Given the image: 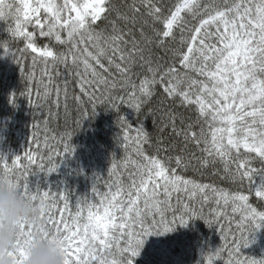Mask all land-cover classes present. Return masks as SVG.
<instances>
[{
    "label": "snow or ice",
    "instance_id": "snow-or-ice-1",
    "mask_svg": "<svg viewBox=\"0 0 264 264\" xmlns=\"http://www.w3.org/2000/svg\"><path fill=\"white\" fill-rule=\"evenodd\" d=\"M0 23L7 34L0 58L19 68L27 85L19 96L27 97L28 107L47 106L46 130L50 120L59 122L61 107L65 118L70 115V89L80 128L98 108L118 114L116 143L123 155H112L104 190L96 174L86 196L31 186V176L56 173L74 154L71 132L59 139L45 135L46 157L35 132L23 157L0 154V177L21 198L42 205V238H55L65 264H135L150 237L196 220L218 229L223 241L201 252L207 264L224 252L226 264H264L241 252L264 227V210L250 202L253 195L264 202V0H0ZM28 56L30 67L23 63ZM17 96H9L14 109ZM125 107L137 114L136 127L121 114ZM148 116L155 135L143 127ZM169 129L183 148L162 159ZM49 139L62 145L59 163L53 154L60 158L61 151ZM189 145L201 155L186 157ZM209 167L229 187L195 178ZM36 227L18 225L10 252L15 264H25Z\"/></svg>",
    "mask_w": 264,
    "mask_h": 264
},
{
    "label": "trees",
    "instance_id": "trees-1",
    "mask_svg": "<svg viewBox=\"0 0 264 264\" xmlns=\"http://www.w3.org/2000/svg\"><path fill=\"white\" fill-rule=\"evenodd\" d=\"M8 2L15 3V0H8ZM4 27L0 23V39L7 38V34L3 30ZM38 42L41 44L46 43L43 38H40ZM18 46L23 47V44L20 43ZM23 63L30 67L31 57L28 56ZM41 67L37 65L35 68L37 79H39ZM62 79V76L57 77V80ZM22 90L27 91V85L25 81L21 80L17 65L10 58H0V154L5 155L9 160L17 155L23 157L24 153L29 150L28 138L30 139L31 133L35 132L40 142V152L46 157L48 151L44 148L45 135L51 137L55 134L59 139L62 133L71 132V143L75 148L74 154L63 159L62 145L49 139V145L61 151L60 158L55 157L53 154V162L59 163V160L62 159L63 162L60 163L56 173L47 177L42 173L31 176L29 178L31 186H39L42 190H46L51 185L53 191L56 190L55 187L61 186L73 191L77 196H86L90 193L91 178L96 174L103 176L99 183L101 189L104 190L103 184L108 179L107 171L110 167L112 155H123L116 143V137L119 134V128L116 125L118 114L111 110L105 111L103 107L98 108L94 118L87 119L85 117L87 120L81 121L83 126L80 128L76 124V121L80 119V113L71 100L70 89L68 101L70 115L65 118L63 107H61L59 122L50 120L46 130L43 120L48 119L47 106L30 109L27 105V97L19 96ZM12 93L18 94V107L15 109L9 104V96ZM32 100L37 104L39 103L35 94L32 95ZM61 103L63 104V97H61ZM121 114L133 127L137 126L138 116L132 109L122 108ZM88 115H91L90 106ZM33 124H38L39 127L33 128ZM143 127L147 132L153 131V135L156 134L150 116L143 118ZM131 135L134 136L135 133L133 132ZM65 141H67V137H65ZM173 143H175V147L172 146ZM161 147L162 150L159 156L163 159L180 153L183 148V141L172 136L169 129L163 133ZM31 151H37L35 144L31 145ZM148 151L151 153L154 149H148ZM193 151L196 152L197 157L201 155L192 145L188 146L184 154L187 157V153ZM21 163L27 165L28 162L22 159ZM45 164H47V159H45ZM216 167L220 169L222 175V165L217 164ZM31 170L39 173V169L34 166ZM200 171L204 175L201 177L197 174L196 179L203 180L206 183L212 182L221 187H229L218 175H213L211 167ZM81 172L82 175L78 174ZM187 175L192 176L193 173L189 172ZM0 176H2V173H0ZM72 199L74 200V196ZM250 202L258 210H264V202L259 201L254 195L250 197ZM222 223L225 228L228 227L227 221H222ZM232 229L235 231V225H232ZM250 240L254 242L250 244V247L241 250L242 255L257 260L264 258V227L257 231L253 237H250ZM221 244H223V241L220 240L218 229L217 231L209 229L202 221L196 220L191 222L188 227H177L175 232L165 236L150 237L135 264H198L201 260H204V264H207L206 259L201 257V252L215 250ZM227 259V252H224L219 258L213 257V262L214 264H226Z\"/></svg>",
    "mask_w": 264,
    "mask_h": 264
},
{
    "label": "clouds",
    "instance_id": "clouds-1",
    "mask_svg": "<svg viewBox=\"0 0 264 264\" xmlns=\"http://www.w3.org/2000/svg\"><path fill=\"white\" fill-rule=\"evenodd\" d=\"M42 205L21 198L13 184L0 177V264H15L10 255L21 221L37 226L25 264H65L64 253L55 238H42L40 210Z\"/></svg>",
    "mask_w": 264,
    "mask_h": 264
}]
</instances>
